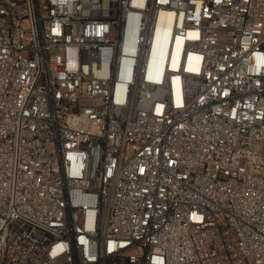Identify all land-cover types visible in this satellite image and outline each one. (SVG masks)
Instances as JSON below:
<instances>
[{"label": "built area", "instance_id": "built-area-1", "mask_svg": "<svg viewBox=\"0 0 264 264\" xmlns=\"http://www.w3.org/2000/svg\"><path fill=\"white\" fill-rule=\"evenodd\" d=\"M0 264H264V0H0Z\"/></svg>", "mask_w": 264, "mask_h": 264}, {"label": "bare ground", "instance_id": "bare-ground-1", "mask_svg": "<svg viewBox=\"0 0 264 264\" xmlns=\"http://www.w3.org/2000/svg\"><path fill=\"white\" fill-rule=\"evenodd\" d=\"M180 45H181V41L180 40H176L175 46H174V50H173V53H172L174 60L176 59V57L179 56Z\"/></svg>", "mask_w": 264, "mask_h": 264}]
</instances>
